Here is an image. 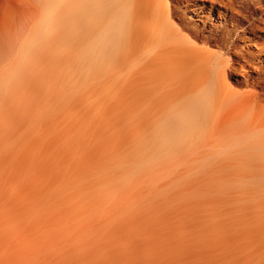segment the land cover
<instances>
[{
	"label": "bare ground",
	"instance_id": "1",
	"mask_svg": "<svg viewBox=\"0 0 264 264\" xmlns=\"http://www.w3.org/2000/svg\"><path fill=\"white\" fill-rule=\"evenodd\" d=\"M0 264H264V0H0Z\"/></svg>",
	"mask_w": 264,
	"mask_h": 264
}]
</instances>
